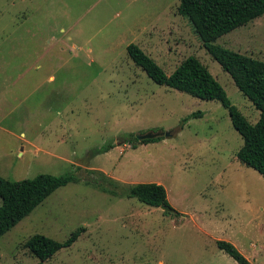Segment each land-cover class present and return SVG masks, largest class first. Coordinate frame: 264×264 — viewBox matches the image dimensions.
<instances>
[{
    "label": "rangeland",
    "instance_id": "rangeland-1",
    "mask_svg": "<svg viewBox=\"0 0 264 264\" xmlns=\"http://www.w3.org/2000/svg\"><path fill=\"white\" fill-rule=\"evenodd\" d=\"M178 4L0 0V177L78 178L0 238V264H37L24 247L32 236L64 242L79 228L44 264H238L217 241L264 264V178L237 159L243 140L227 110L157 85L127 54L136 45L167 76L196 57L255 124L259 111ZM215 44L264 62V15ZM157 132L172 136L131 146ZM144 183L161 185L178 214L124 195Z\"/></svg>",
    "mask_w": 264,
    "mask_h": 264
},
{
    "label": "trees",
    "instance_id": "trees-1",
    "mask_svg": "<svg viewBox=\"0 0 264 264\" xmlns=\"http://www.w3.org/2000/svg\"><path fill=\"white\" fill-rule=\"evenodd\" d=\"M177 13L188 19L206 52L230 75L237 89L259 111V119L255 124H250L231 104L222 86L196 57L186 58L167 76L136 45L127 46L128 56L157 85L201 100L219 102L227 110L232 127L243 140V145L236 154L237 159L264 178V62L215 44L223 35L264 15V0H179ZM200 115L193 113L191 117ZM160 140L161 138H156L139 142L135 138L131 141V146L135 148V143ZM108 148L98 149L94 154L106 152ZM77 179L75 172L59 176L39 174L32 179L19 181L0 177V238L57 189L76 182ZM123 193L127 198H135L149 207L169 206L166 192L158 184L132 185ZM173 214L178 213L174 211ZM84 231V228L77 229L64 242L37 234L32 236L24 247L38 259L37 264H44V261L60 249L70 247ZM216 246L238 264H249L231 243L217 241Z\"/></svg>",
    "mask_w": 264,
    "mask_h": 264
},
{
    "label": "water",
    "instance_id": "water-1",
    "mask_svg": "<svg viewBox=\"0 0 264 264\" xmlns=\"http://www.w3.org/2000/svg\"><path fill=\"white\" fill-rule=\"evenodd\" d=\"M171 136H172L171 132H157V133H146L143 135H138L136 136V139L137 141L141 142L144 140H153V139L162 138V137L169 138ZM159 208L164 212H170V213L173 212V210L169 206H160Z\"/></svg>",
    "mask_w": 264,
    "mask_h": 264
}]
</instances>
